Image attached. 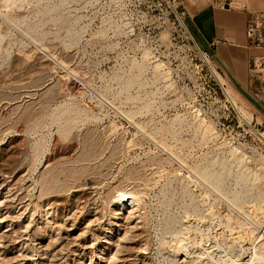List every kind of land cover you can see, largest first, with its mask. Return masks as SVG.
<instances>
[{"label": "rangeland", "instance_id": "374dc122", "mask_svg": "<svg viewBox=\"0 0 264 264\" xmlns=\"http://www.w3.org/2000/svg\"><path fill=\"white\" fill-rule=\"evenodd\" d=\"M7 1L0 264H264V133L177 0Z\"/></svg>", "mask_w": 264, "mask_h": 264}, {"label": "crops", "instance_id": "0c3cea01", "mask_svg": "<svg viewBox=\"0 0 264 264\" xmlns=\"http://www.w3.org/2000/svg\"><path fill=\"white\" fill-rule=\"evenodd\" d=\"M186 16L188 30L198 48L207 49L213 63L233 86L248 95L254 119L264 122V91L249 67L252 54L264 49L248 46L249 16L264 10V0H177ZM220 75V74H219ZM260 119V120H259Z\"/></svg>", "mask_w": 264, "mask_h": 264}, {"label": "built area", "instance_id": "2783aa9c", "mask_svg": "<svg viewBox=\"0 0 264 264\" xmlns=\"http://www.w3.org/2000/svg\"><path fill=\"white\" fill-rule=\"evenodd\" d=\"M176 1V0H173ZM246 37L248 46L255 49H264V10L252 13L246 24ZM199 53L207 62L213 60V56L207 49L198 48ZM249 67L252 75L259 78V90L264 91V54H252L249 57ZM248 125L253 124L256 134L262 135L264 132V122H259L254 118L247 121Z\"/></svg>", "mask_w": 264, "mask_h": 264}, {"label": "bare ground", "instance_id": "6f19581e", "mask_svg": "<svg viewBox=\"0 0 264 264\" xmlns=\"http://www.w3.org/2000/svg\"><path fill=\"white\" fill-rule=\"evenodd\" d=\"M17 1V0H16ZM6 2H10V1H7L6 0ZM8 4V3H7ZM184 24V23H183ZM34 27V26H33ZM33 27H32V29H33ZM36 27H37V25H36ZM35 28V27H34ZM35 29H37V28H35ZM35 29H33V30H35ZM40 29V28H39ZM36 31V30H35ZM70 85V84H69ZM70 86H72L73 87V89L76 87V83L75 82H71V85ZM71 89V88H70ZM76 90V89H75ZM74 90V91H75ZM224 90H225V87H224ZM77 91V90H76ZM264 133V132H263ZM262 133V134H263ZM1 166V165H0ZM11 168V167H10ZM13 168V167H12ZM0 170H1V168H0ZM14 169H12V171H13ZM2 171V170H1ZM203 172H205V171H202V174H203ZM7 173V172H6ZM6 173H0V187L1 186H3L4 187V185L5 184H7V182H8V178L6 177L7 175H6ZM206 173H207V171H206ZM205 173V174H206ZM207 174H209V173H207ZM206 174V175H207ZM210 174H211V172H210ZM214 174V173H213ZM9 175V174H8ZM216 175V174H215ZM215 175H214V177H215ZM205 176V175H204ZM213 177V178H214ZM219 177V176H218ZM19 178V177H18ZM219 180H220V178H218ZM217 179V180H218ZM15 180H17V178L15 179ZM14 180V181H15ZM208 180V179H207ZM210 181H211V179H210ZM209 181V182H210ZM11 183V182H10ZM213 183V182H212ZM220 183V182H219ZM219 183H218V185H219ZM20 185V184H19ZM44 185V184H43ZM10 186V185H9ZM49 186V185H48ZM8 187V186H7ZM216 187H217V185H216ZM219 187V186H218ZM45 188V187H44ZM8 190H10V189H8ZM119 192V191H118ZM121 192V191H120ZM45 194V193H44ZM15 195V194H14ZM40 195H42V194H40ZM4 196V195H3ZM39 196V195H38ZM137 196L138 195H136V192L134 191V190H123L122 189V192H121V196H120V200H119V204L120 205H125L127 208H128V206H133V205H135V202L138 200V198H137ZM11 197V196H10ZM5 198V197H4ZM24 198V197H23ZM119 199V198H118ZM1 200V199H0ZM118 201V200H117ZM17 202V201H16ZM236 202V201H235ZM6 204V203H5ZM20 204V203H19ZM18 204V205H19ZM37 204V203H36ZM21 205V204H20ZM42 205V204H41ZM118 206V205H117ZM49 207V206H48ZM17 208V207H16ZM18 208H20V206L18 207ZM17 208V209H18ZM23 208V207H22ZM13 209V208H12ZM15 209V208H14ZM21 209V208H20ZM23 209H25V208H23ZM78 210V209H77ZM83 210V209H82ZM11 211V210H10ZM15 211H18V210H15ZM69 211V210H68ZM94 211H96V210H94ZM45 212V211H44ZM50 212V211H49ZM81 212V211H80ZM263 212V211H262ZM18 213V212H17ZM16 213V214H17ZM46 213V212H45ZM10 214H11V212H10ZM20 214H18V216H19ZM43 215V214H42ZM259 215V214H258ZM45 216V215H44ZM255 216V215H254ZM17 217V216H16ZM263 218V217H262ZM66 221H68V220H66ZM45 224V223H44ZM59 224V223H58ZM28 225V224H27ZM48 225V224H47ZM46 225V226H47ZM40 228V227H39ZM38 228V229H39ZM51 228V227H50ZM60 229V228H59ZM34 232V231H33ZM37 232V231H36ZM36 234V233H35ZM40 234V233H39ZM56 236V235H55ZM211 235H209V237H210ZM54 238V237H53ZM52 238V239H53ZM211 238V237H210ZM214 238V237H213ZM212 238V239H213ZM178 239V238H177ZM202 239V238H201ZM54 240V239H53ZM53 240H52V242H53ZM214 240V244H212V246H209V248L207 247H205V249L204 250H200L201 252H198V253H194L195 255H191V256H188V253H185V251L183 252V250L185 249V247L184 246H186V244L187 243H189V242H182V239H181V242L179 243V245H178V250H179V252H181L182 254H183V262H182V264H199V262H198V260L200 259V258H202L203 256H208L209 257V255L210 254H212L213 252H215V253H217L218 252V248H219V246H218V244L215 242V239H213ZM51 241V240H50ZM55 241V240H54ZM197 241V240H196ZM195 241V242H196ZM234 241V240H233ZM237 241V240H236ZM65 242V241H64ZM192 242V241H191ZM218 242V241H217ZM248 242V241H247ZM55 243V242H54ZM63 243V242H62ZM78 243V242H77ZM185 243V244H184ZM197 243V242H196ZM201 243V242H200ZM235 244H236V242H234ZM234 243H233V245H234ZM232 244V243H231ZM48 245V244H47ZM50 245V244H49ZM54 245V244H53ZM82 245V244H81ZM189 245H191L190 243L187 245L188 247H189ZM199 245V244H198ZM203 245V244H202ZM220 245V244H219ZM36 246V245H35ZM51 246V245H50ZM186 246V247H187ZM236 246V249H237V247H238V251L240 250V249H242V248H244L242 245H240V244H238L237 243V245H234V247ZM239 246H240V248H239ZM241 246H242V248H241ZM246 246V245H245ZM46 247V246H45ZM248 247V246H247ZM36 248H38V247H36ZM193 248V247H192ZM198 248H199V246H198ZM202 248V247H201ZM84 249V248H83ZM187 249V248H186ZM75 250V249H74ZM177 250V251H178ZM199 250V249H198ZM49 251V250H48ZM47 251V252H48ZM81 251V250H80ZM84 251V250H83ZM192 252H193V250H191ZM47 252H43V254L42 255H44V256H46L47 258H48V264H52V258H53V256L54 257H56V255H52L51 257L49 256V252L47 253ZM76 252V251H75ZM79 252V251H78ZM186 252H187V250H186ZM191 252V253H192ZM220 252V251H219ZM38 253V252H37ZM52 253V252H51ZM57 254V253H56ZM78 254V253H77ZM76 254V255H77ZM205 254V255H204ZM219 254V253H218ZM27 255V254H26ZM257 255V254H256ZM80 256H81V254H80ZM182 256V255H181ZM212 257H213V254L211 255ZM210 256V257H211ZM247 256V258H246V263H249L250 264V261H252V256L250 255V254H247L246 255ZM71 257V256H70ZM209 257V258H210ZM207 258V257H206ZM230 258V257H229ZM229 258H228V261H229ZM67 259V258H66ZM214 259V258H213ZM41 260V259H40ZM47 260V259H46ZM61 260V259H60ZM77 260V259H76ZM204 260V259H203ZM212 260V259H211ZM226 260V259H225ZM224 260V261H225ZM230 260H231V258H230ZM42 261V260H41ZM56 261V260H55ZM57 261H59V259L57 260ZM80 261V259H78L77 260V263L76 264H79V263H81V261ZM208 261H209V259H208ZM214 261V260H213ZM220 260H218V262H219ZM224 261H223V263H224ZM47 262V261H46ZM61 262H62V260H61ZM85 262V261H84ZM83 261H82V263L81 264H85ZM207 262V261H206ZM205 262V263H206ZM225 262H227V261H225ZM236 262V261H235ZM45 263V262H44ZM228 263V262H227ZM230 264H234L232 261L231 262H229ZM59 264V263H58ZM201 264V263H200Z\"/></svg>", "mask_w": 264, "mask_h": 264}]
</instances>
